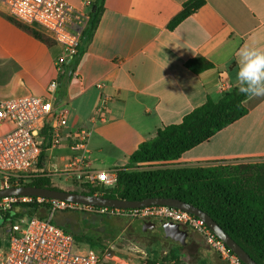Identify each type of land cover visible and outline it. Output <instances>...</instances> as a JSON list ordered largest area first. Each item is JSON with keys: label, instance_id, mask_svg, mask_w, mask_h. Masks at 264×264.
<instances>
[{"label": "crops", "instance_id": "0c3cea01", "mask_svg": "<svg viewBox=\"0 0 264 264\" xmlns=\"http://www.w3.org/2000/svg\"><path fill=\"white\" fill-rule=\"evenodd\" d=\"M63 1L89 12L85 3L96 0ZM187 1L106 0L101 21L83 55L77 56L60 75L55 62L62 53L61 47H49L35 39L9 22L4 8L0 11L1 61L11 66L15 75L0 100L24 95L48 97L49 84L58 79L59 88L50 98L54 114L64 111L68 122L61 131L63 143L57 148L51 146L56 123L47 122L41 137L42 166H37L33 176H47L54 185L69 189L79 185L74 175L67 173V165L76 155L70 147L81 129L91 131L83 170L118 171L128 165L138 146L155 137L159 129L181 123L208 98L218 101L238 85V50L244 45L264 48V0H206L195 15L175 29H168ZM195 57H204L214 69L194 74L185 63ZM245 105L249 110L246 116L170 166L263 162L264 98L248 99ZM8 129L9 125L0 127V135ZM59 213L66 212L56 213L54 222L68 232L64 227L68 223L66 217L59 216L55 221ZM144 221L147 223L143 226L159 228L161 234L155 237L156 247L150 254H143L151 264L163 263L171 253L178 256L174 247L181 252L197 248L199 259L226 264L197 232L190 234L183 246L163 234L169 221ZM164 243L171 245L165 255L158 248ZM154 251H158V259L152 254ZM136 256L126 260L136 262Z\"/></svg>", "mask_w": 264, "mask_h": 264}, {"label": "built area", "instance_id": "2783aa9c", "mask_svg": "<svg viewBox=\"0 0 264 264\" xmlns=\"http://www.w3.org/2000/svg\"><path fill=\"white\" fill-rule=\"evenodd\" d=\"M91 4V1H87L84 6L90 9ZM2 9L7 17L43 32L61 47L62 53L55 62L58 75L78 56L83 32L89 20L88 12L76 9L63 0H0V11ZM58 88L59 82L55 79L48 86V97L24 95L0 100V127H10L0 135V185L3 188L9 187L14 180L33 176L42 155L41 134L49 120L56 123L52 129L51 146L57 148L62 145L61 131L68 126V122L64 111L54 114V105L50 98ZM90 135L91 131L88 129H81L76 133L70 147L76 155L68 163L67 173L73 174L82 186L100 183L107 189L114 188L117 185L118 171L82 168ZM44 200L48 204L47 217L41 219L29 216L28 221L18 218L20 223H14L8 237L0 246V264H151L144 255H137V261L129 263L108 249L98 252L86 247L85 243L77 242L72 234L55 224L54 217L58 212L119 217L129 221H172L200 234L226 264H244L201 219L168 206L124 210L39 197L14 196L0 199V209L7 210L15 204H42ZM109 253L113 255L110 256Z\"/></svg>", "mask_w": 264, "mask_h": 264}, {"label": "trees", "instance_id": "16d2710c", "mask_svg": "<svg viewBox=\"0 0 264 264\" xmlns=\"http://www.w3.org/2000/svg\"><path fill=\"white\" fill-rule=\"evenodd\" d=\"M105 2L96 0L91 4L79 57L83 55L101 21ZM205 4L206 0L187 1L180 13L170 21L168 29H175ZM6 18L47 46L55 45L43 32L10 17ZM185 66L196 75L214 69V65L204 57L190 59ZM70 72H73V67ZM248 99L239 92L238 85L224 93L218 101L208 98L202 106L187 114L181 123L165 126L157 131L155 137L141 143L130 156L128 165L118 170L117 185L114 188L107 189L95 183L84 185L81 193L128 201L173 198L191 204L210 215L258 264H264V161L210 167L170 166L186 152L209 141L218 132L246 116L249 110L245 102ZM42 161L41 156L38 168H41ZM155 164L163 167L144 169ZM25 179L28 182H24ZM24 185L56 189L51 179L43 175L10 183V186ZM22 215L46 218L47 201L44 200L42 204H15L7 210L0 209V230L10 225V233L15 220ZM3 242L0 236V246ZM152 254H156L155 258L158 259V251ZM171 261L182 264L175 253H171L163 263Z\"/></svg>", "mask_w": 264, "mask_h": 264}, {"label": "rangeland", "instance_id": "374dc122", "mask_svg": "<svg viewBox=\"0 0 264 264\" xmlns=\"http://www.w3.org/2000/svg\"><path fill=\"white\" fill-rule=\"evenodd\" d=\"M14 77L15 75L11 71V66L2 63L0 56V94H3L2 91H5V93L9 91V85L13 83ZM162 167V165L155 164L144 169H158ZM24 182H28V180ZM53 186L58 190L81 193L84 185H75L71 189L62 185L56 186L53 184ZM0 188L3 187L0 185ZM59 216L68 219V223L64 224L68 232L70 231L78 241H85L86 247L89 246L98 252L103 249L106 251L110 250L111 252H115L120 259L125 260L132 255H148L156 247V238L146 233L149 227L143 226L144 220L129 221L128 219L119 217H99L94 214L66 212L59 213L55 221H57ZM21 218L23 221L29 220L28 215H22ZM15 221V223H20L19 219ZM10 227L8 225L0 230V236L3 240L8 237ZM170 246V243H164L158 248L165 255V252L169 253L168 248ZM173 251L177 252L178 256L182 258L183 264H210L205 259H199L200 254L197 248H186L182 249L181 252L178 247H174ZM110 264L115 263L111 262Z\"/></svg>", "mask_w": 264, "mask_h": 264}, {"label": "water", "instance_id": "95a60500", "mask_svg": "<svg viewBox=\"0 0 264 264\" xmlns=\"http://www.w3.org/2000/svg\"><path fill=\"white\" fill-rule=\"evenodd\" d=\"M24 196L39 197L57 201L75 202L85 205H92L105 208L116 209H139L149 206H168L190 213L201 219L212 233L220 239L244 264H258L250 255L228 234L218 223L207 213L192 206L191 204L173 198H149L143 201H128L122 199H110L101 196H91L77 192H69L50 188H40L35 186H9L0 188V199ZM150 225V224H149ZM151 226V225H150ZM165 236L173 238L181 245L187 244V239L191 234L182 225L169 221L164 225Z\"/></svg>", "mask_w": 264, "mask_h": 264}, {"label": "clouds", "instance_id": "9594fccd", "mask_svg": "<svg viewBox=\"0 0 264 264\" xmlns=\"http://www.w3.org/2000/svg\"><path fill=\"white\" fill-rule=\"evenodd\" d=\"M236 80L247 98H264V48L244 45L237 52Z\"/></svg>", "mask_w": 264, "mask_h": 264}, {"label": "flooded vegetation", "instance_id": "af4514ba", "mask_svg": "<svg viewBox=\"0 0 264 264\" xmlns=\"http://www.w3.org/2000/svg\"><path fill=\"white\" fill-rule=\"evenodd\" d=\"M186 230H190L191 231V234H194L193 232H194V230H192V229H189V228H185ZM147 233H149V234H151V235H153L154 237H158L159 235H161L160 234V229L159 228H157V229H155V227L153 228V229H148L147 230Z\"/></svg>", "mask_w": 264, "mask_h": 264}]
</instances>
